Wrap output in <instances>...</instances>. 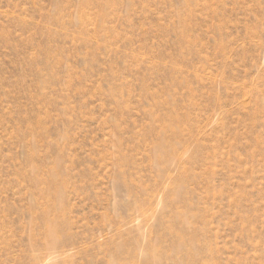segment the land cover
<instances>
[{"label":"rangeland","instance_id":"obj_1","mask_svg":"<svg viewBox=\"0 0 264 264\" xmlns=\"http://www.w3.org/2000/svg\"><path fill=\"white\" fill-rule=\"evenodd\" d=\"M0 264H264V0H0Z\"/></svg>","mask_w":264,"mask_h":264}]
</instances>
